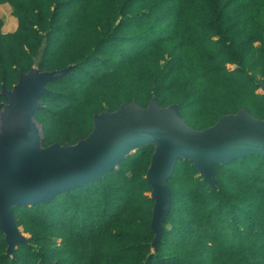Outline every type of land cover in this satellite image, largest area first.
Masks as SVG:
<instances>
[{
  "label": "trees",
  "instance_id": "obj_1",
  "mask_svg": "<svg viewBox=\"0 0 264 264\" xmlns=\"http://www.w3.org/2000/svg\"><path fill=\"white\" fill-rule=\"evenodd\" d=\"M7 2L18 26L4 32L0 19V101L22 71L72 65L47 82L35 112L44 146L74 144L92 131L94 114L133 100L146 107L153 96L178 103L199 129L243 107L264 118V0ZM154 150L145 145L48 203L16 207L29 238L8 253L0 230V264H264V155L216 164L217 188L179 159L153 249L146 174Z\"/></svg>",
  "mask_w": 264,
  "mask_h": 264
},
{
  "label": "water",
  "instance_id": "obj_2",
  "mask_svg": "<svg viewBox=\"0 0 264 264\" xmlns=\"http://www.w3.org/2000/svg\"><path fill=\"white\" fill-rule=\"evenodd\" d=\"M72 68L21 72L12 89L3 86L0 101V230L12 253L29 235L18 225L15 208L48 203L58 194L101 180L127 155L154 145L146 178L154 199L151 220L155 249L172 207L168 183L179 159L191 160L211 187L217 188L216 164L248 154L264 155V118L247 107L223 114L216 123L199 129L182 116L178 103L164 106L153 96L144 107L133 100L119 108L94 114L93 129L72 144L44 146V125L35 116L41 98L50 93L47 82ZM264 93V81L260 82Z\"/></svg>",
  "mask_w": 264,
  "mask_h": 264
},
{
  "label": "rangeland",
  "instance_id": "obj_3",
  "mask_svg": "<svg viewBox=\"0 0 264 264\" xmlns=\"http://www.w3.org/2000/svg\"><path fill=\"white\" fill-rule=\"evenodd\" d=\"M0 19L3 21L2 30L4 32L14 31L18 26V19L13 14V6L11 3H0ZM258 46V42L256 43ZM231 68H236L237 64H230ZM249 69L253 71L250 66L248 65ZM262 92V89H259Z\"/></svg>",
  "mask_w": 264,
  "mask_h": 264
}]
</instances>
